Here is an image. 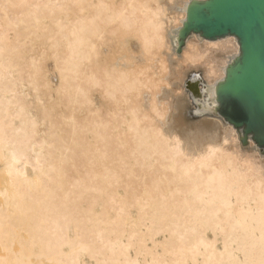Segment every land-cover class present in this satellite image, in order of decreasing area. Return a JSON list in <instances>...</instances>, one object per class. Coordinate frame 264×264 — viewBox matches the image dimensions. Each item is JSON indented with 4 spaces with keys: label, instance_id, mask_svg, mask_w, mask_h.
Here are the masks:
<instances>
[{
    "label": "bare ground",
    "instance_id": "6f19581e",
    "mask_svg": "<svg viewBox=\"0 0 264 264\" xmlns=\"http://www.w3.org/2000/svg\"><path fill=\"white\" fill-rule=\"evenodd\" d=\"M175 1L0 0V264H264V157L167 132L164 89L239 53L176 56Z\"/></svg>",
    "mask_w": 264,
    "mask_h": 264
},
{
    "label": "water",
    "instance_id": "95a60500",
    "mask_svg": "<svg viewBox=\"0 0 264 264\" xmlns=\"http://www.w3.org/2000/svg\"><path fill=\"white\" fill-rule=\"evenodd\" d=\"M168 10L184 13L181 25L167 33L176 56L192 37H233L239 53L215 85L206 84L204 68L194 67L164 89L161 99L172 97L167 132L183 140L186 152L197 153L233 127L244 148L252 142L264 157V0H178Z\"/></svg>",
    "mask_w": 264,
    "mask_h": 264
},
{
    "label": "rangeland",
    "instance_id": "374dc122",
    "mask_svg": "<svg viewBox=\"0 0 264 264\" xmlns=\"http://www.w3.org/2000/svg\"><path fill=\"white\" fill-rule=\"evenodd\" d=\"M244 149H246V148H244ZM258 152V151H257ZM259 153V152H258ZM160 240H161V238H160Z\"/></svg>",
    "mask_w": 264,
    "mask_h": 264
}]
</instances>
